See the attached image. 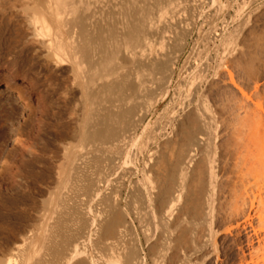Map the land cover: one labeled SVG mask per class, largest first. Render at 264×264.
I'll return each mask as SVG.
<instances>
[{
	"label": "bare ground",
	"instance_id": "1",
	"mask_svg": "<svg viewBox=\"0 0 264 264\" xmlns=\"http://www.w3.org/2000/svg\"><path fill=\"white\" fill-rule=\"evenodd\" d=\"M258 8L0 0V85L25 118L10 131L1 100L0 264H189L222 234L264 264Z\"/></svg>",
	"mask_w": 264,
	"mask_h": 264
},
{
	"label": "rangeland",
	"instance_id": "2",
	"mask_svg": "<svg viewBox=\"0 0 264 264\" xmlns=\"http://www.w3.org/2000/svg\"><path fill=\"white\" fill-rule=\"evenodd\" d=\"M258 10H260V11H257L259 14L256 13L257 14L256 15V19H257V16H258V20H259V22L257 20V29L258 30H262V28L264 29V25H263L264 24V8H260V9L258 8ZM260 12H262V13H260ZM258 25H259V27H258ZM260 25L263 26V27H260ZM258 56H261V58H260L261 60L260 59H257L258 58L257 57L256 58L257 60L255 59L256 62H254V65H256V68L254 69V73H255V70L257 69L256 70L257 71L256 72L257 74L255 73L256 75H254V76L258 77L257 75H259V77L257 79H259V80L262 81V82L259 81L261 83V85H260L261 86L260 87V90L261 91L259 90V94L258 95L254 96L255 95L254 93H256V91L252 87L253 84L251 82H249V80L247 79V76H245L246 74L245 75L242 74V73H245V72H242V69H238V72L236 70L235 73H241V74H240V76L237 74V75H235V77L237 78V76H238L237 80L240 82V84L246 78L247 81L246 80L245 81L246 82H249L250 84H248V83H246L244 81V82H242L244 84H241V86L243 85L245 87L242 86V88L244 90L248 91V93H251V94L254 91V93H253V99L254 100L257 99L255 102L256 103H260L262 105L263 109H264V98H263L264 97V94H260V92L261 93H264L263 92V89H264L263 88L264 87V83H263L264 82V78H263L264 77V54L263 55H258ZM240 70H241V72H240ZM241 75H243L245 77L243 80H241L242 78L239 79L241 77ZM0 90H1L0 91V95H1L0 102L3 101V103L5 105H7V103H8L7 106L10 107V108L14 104L15 106H18V107H15L14 106L15 107L14 110H17V113L20 111V113H19L20 116L17 115V117L15 118V121H13L15 125L12 123L14 126L12 125L10 127V131H12L14 129V127H16L17 125H20V122L21 121H24V119H25L24 118V115H23L24 114V112H23V109H24L23 108V102L20 99L17 91L16 90L9 89V87L6 84H1L0 85ZM251 90H252V92H251ZM259 95H261V96H259ZM260 98H262V99H260ZM235 124H236V126H238V121H235L234 119H229V120H227L223 124V126H221V131H223V133L226 132V134H224V136L222 138L223 141H226V142H229V143L232 141V137H233V133H232L233 127H231V126H233ZM10 142H11V140H10ZM231 144H233V143H231ZM5 146H7V149H8V145L5 144ZM233 167H234V165H233L232 159H230L228 161V163L226 164V168H225L226 174L229 173ZM218 201H220V200H218ZM216 204H217V207H218V205H220V202H216ZM217 217L219 219H217ZM215 219H217V220H215ZM215 219H214L215 222L213 223L214 229L215 230H219V229L222 230V228H224V226H223L224 225L223 224L224 222L222 221L223 218L220 216V214H218ZM199 233H200L199 236H200L201 243L202 242L205 243V234L207 235V233H206V230H205L204 226L200 227ZM235 238H236V235L235 234H233V235L222 234V235H219L216 238V240H217L216 241V246H214L211 243V244H209L206 247L204 246L202 252H199V253L194 252V251H191L190 248L187 249V251L189 250L188 253L190 254L189 255V258H190L189 264H240V262H241L240 261L241 260L240 257L242 256V254L239 251L238 240H237V238L236 239ZM240 239L242 241H244L245 240V235L242 234L241 237H240ZM176 255H177V253H176Z\"/></svg>",
	"mask_w": 264,
	"mask_h": 264
}]
</instances>
